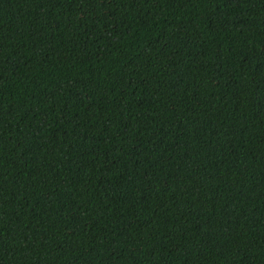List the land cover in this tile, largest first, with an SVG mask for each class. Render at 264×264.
<instances>
[{"label":"trees","instance_id":"trees-1","mask_svg":"<svg viewBox=\"0 0 264 264\" xmlns=\"http://www.w3.org/2000/svg\"><path fill=\"white\" fill-rule=\"evenodd\" d=\"M0 264H264V0H0Z\"/></svg>","mask_w":264,"mask_h":264}]
</instances>
